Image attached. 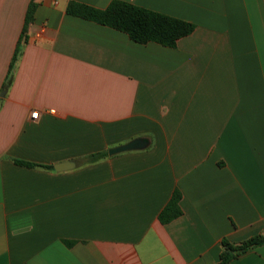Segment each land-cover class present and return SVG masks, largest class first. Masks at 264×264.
Here are the masks:
<instances>
[{"label": "crops", "instance_id": "0c3cea01", "mask_svg": "<svg viewBox=\"0 0 264 264\" xmlns=\"http://www.w3.org/2000/svg\"><path fill=\"white\" fill-rule=\"evenodd\" d=\"M31 1L0 0V264H218L264 232V0H125L193 23L175 48L35 0L4 89Z\"/></svg>", "mask_w": 264, "mask_h": 264}, {"label": "trees", "instance_id": "16d2710c", "mask_svg": "<svg viewBox=\"0 0 264 264\" xmlns=\"http://www.w3.org/2000/svg\"><path fill=\"white\" fill-rule=\"evenodd\" d=\"M36 8L37 3L35 0H32L29 4L24 28L3 86L4 89H8L12 83L17 60L28 42V29L34 21ZM67 13L121 31L137 43L148 44L153 42L170 48H175L180 39L191 35L195 30V25L189 21L140 7L125 0H113L105 9H98L83 3L71 1L67 6ZM107 156V152L97 153L87 157L86 161L87 163H95ZM15 163L25 167L52 168L21 160H15ZM181 197V193L176 190L172 199L159 216L163 224H167L182 215L180 207ZM222 244L223 252L218 264H229L233 259L248 250L264 245V232L240 244H233L227 240H223Z\"/></svg>", "mask_w": 264, "mask_h": 264}, {"label": "water", "instance_id": "95a60500", "mask_svg": "<svg viewBox=\"0 0 264 264\" xmlns=\"http://www.w3.org/2000/svg\"><path fill=\"white\" fill-rule=\"evenodd\" d=\"M149 145H150V142L149 140H147V138H137L122 146L111 148L108 154L110 156H113V155L124 153V152L143 150V149H146ZM74 167H75V164L69 162V163L57 165L56 169L57 171H65V170H70Z\"/></svg>", "mask_w": 264, "mask_h": 264}, {"label": "built area", "instance_id": "2783aa9c", "mask_svg": "<svg viewBox=\"0 0 264 264\" xmlns=\"http://www.w3.org/2000/svg\"><path fill=\"white\" fill-rule=\"evenodd\" d=\"M32 115H33V117L37 118V117H38V115H39V112H38V111H36V112H34Z\"/></svg>", "mask_w": 264, "mask_h": 264}]
</instances>
